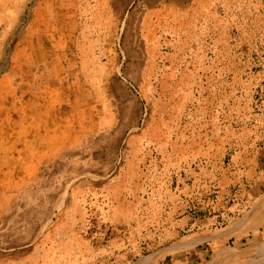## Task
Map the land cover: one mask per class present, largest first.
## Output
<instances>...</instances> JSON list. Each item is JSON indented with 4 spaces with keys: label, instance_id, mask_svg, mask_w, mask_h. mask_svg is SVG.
<instances>
[{
    "label": "rangeland",
    "instance_id": "rangeland-1",
    "mask_svg": "<svg viewBox=\"0 0 264 264\" xmlns=\"http://www.w3.org/2000/svg\"><path fill=\"white\" fill-rule=\"evenodd\" d=\"M220 250L264 264V0H0V264Z\"/></svg>",
    "mask_w": 264,
    "mask_h": 264
},
{
    "label": "bare ground",
    "instance_id": "bare-ground-1",
    "mask_svg": "<svg viewBox=\"0 0 264 264\" xmlns=\"http://www.w3.org/2000/svg\"><path fill=\"white\" fill-rule=\"evenodd\" d=\"M55 215V214H54ZM49 220H50V218H49ZM47 223H48V221H47ZM196 242V241H195ZM184 247H187V246H184ZM225 253H226V250H220L214 257H213V259H212V262H211V264H217L218 262H219V260L220 259H223V257H224V255H225ZM71 254V253H70ZM147 260H141V261H139V262H137V264H143L144 262H146Z\"/></svg>",
    "mask_w": 264,
    "mask_h": 264
},
{
    "label": "crops",
    "instance_id": "crops-1",
    "mask_svg": "<svg viewBox=\"0 0 264 264\" xmlns=\"http://www.w3.org/2000/svg\"><path fill=\"white\" fill-rule=\"evenodd\" d=\"M195 259H197V260H198L199 258H198V257H195ZM196 262L200 263L199 261H196ZM189 264H191V263H189ZM193 264H194V263H193Z\"/></svg>",
    "mask_w": 264,
    "mask_h": 264
}]
</instances>
